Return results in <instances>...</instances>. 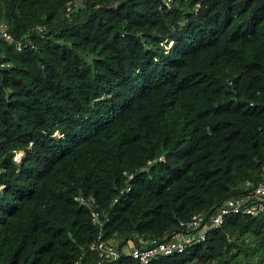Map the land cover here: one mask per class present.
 <instances>
[{
  "label": "trees",
  "instance_id": "trees-1",
  "mask_svg": "<svg viewBox=\"0 0 264 264\" xmlns=\"http://www.w3.org/2000/svg\"><path fill=\"white\" fill-rule=\"evenodd\" d=\"M0 23V264H96L99 234L140 264L128 240L264 180V0H0ZM152 264H264V215Z\"/></svg>",
  "mask_w": 264,
  "mask_h": 264
},
{
  "label": "built area",
  "instance_id": "built-area-1",
  "mask_svg": "<svg viewBox=\"0 0 264 264\" xmlns=\"http://www.w3.org/2000/svg\"><path fill=\"white\" fill-rule=\"evenodd\" d=\"M0 36L9 41L12 40L3 24H0ZM75 199L89 209L92 223L99 224L94 199H87L81 195L76 196ZM251 199H257V202L249 204L248 201ZM228 214L264 215V180L259 182L246 196L226 199L208 218L200 213L193 214L187 222L181 223L185 230L175 232L167 239L140 238L139 244L128 240L124 247L126 251L124 248L123 250L132 258L137 259L140 264H152V260L159 255H168L175 251L181 252L194 239L203 240L209 229L220 226ZM91 247L98 251L99 260L96 264H113L112 260L117 257V250L105 240L100 239V234L91 243Z\"/></svg>",
  "mask_w": 264,
  "mask_h": 264
},
{
  "label": "rangeland",
  "instance_id": "rangeland-1",
  "mask_svg": "<svg viewBox=\"0 0 264 264\" xmlns=\"http://www.w3.org/2000/svg\"><path fill=\"white\" fill-rule=\"evenodd\" d=\"M1 24V23H0ZM23 156V153L22 152H19L17 155H16V158L17 160H20ZM124 250L126 251V249L124 248Z\"/></svg>",
  "mask_w": 264,
  "mask_h": 264
}]
</instances>
